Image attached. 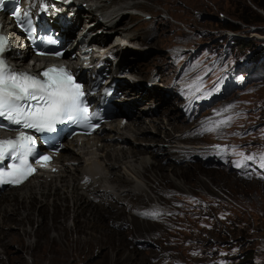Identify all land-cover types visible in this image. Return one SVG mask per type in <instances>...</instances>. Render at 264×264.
<instances>
[{"label": "rangeland", "instance_id": "obj_1", "mask_svg": "<svg viewBox=\"0 0 264 264\" xmlns=\"http://www.w3.org/2000/svg\"><path fill=\"white\" fill-rule=\"evenodd\" d=\"M141 1L145 4L141 6L142 11H137L140 13L139 18L135 17L119 23V25H128L131 30L133 25H138L137 30H145V34L139 35L134 41V45H130L139 46L140 48L130 49L125 53L128 57L127 61H129L125 65L131 63L130 67L125 66V74L135 75L133 76L136 79L134 81H141L142 84H146L149 78L153 82V87L151 81H149L150 84L146 87L147 89H143L148 91L144 94L145 97L130 107L133 112L137 111L139 104L145 103L147 105L148 100L155 95H152V90L158 91L166 88L171 80L173 82V75L176 74L177 68L175 64L168 61L172 60L169 53V49L172 47L184 48L185 50L192 44H203L209 38L224 35L226 32L235 34V42H237L235 51L237 52H251L253 50L256 52L264 46V40L250 36L253 32L264 35L262 34L264 31L259 30L264 29V22L246 24L235 15L236 10L241 9L243 4H252L264 16V9L256 5L253 0ZM146 13L151 14V16L144 17ZM138 19L142 23L141 25ZM227 24L239 25L240 27L235 29L227 26ZM251 25L256 28H251ZM236 58L234 57L233 60H236ZM168 64H171V66ZM242 91L246 92V95L256 106L264 109V84L254 85ZM173 93L174 88H171L167 94L164 93L167 102L162 101V104L157 106L158 110L155 109V116L162 120L160 125L162 132L157 133L152 128L147 130V136H156L157 139L162 140L168 139L167 135L163 133V130L167 128L171 131V134L181 136V139H183L181 142L186 144L211 141L215 133L200 136L196 127L192 125L193 123L183 119L176 107L177 101ZM133 96L135 94L131 98ZM152 101L153 104L158 102V96H153ZM170 115L174 119L170 118ZM145 120L148 121V119ZM172 123H176L173 128ZM262 124L259 126H262ZM139 143L136 141V149L147 145L145 141H142L141 146L138 147ZM159 144L164 145V143ZM195 145L197 144L193 146ZM157 152L158 159L162 164L168 162L166 168L163 169L164 173L176 179V182L179 181L183 184L181 187L176 186L170 182L166 175L161 184L158 185L160 190L157 195L149 191L151 196H157V198L154 197L153 199L150 195L130 197V202L133 204L131 206H134L135 211H138L142 207H149L148 205L151 202H155L159 203L161 207L167 208L172 206L168 204L177 199V192L187 191L199 195L200 203H203V205L199 204L196 207L201 211V215L194 217L187 214L180 219L179 215L163 212L162 216L156 219H145L153 221V223L149 222L143 225L139 221L137 224H134V221L131 223V212L127 207L121 213L123 215L116 214L111 217L113 221L118 220L117 224L121 223V227L125 229L120 234L107 229L105 223H108L109 227L117 226L114 225L115 222L108 219L103 223L105 227L102 230L99 229L98 232L70 230L58 241L54 251H48L47 246L42 247L44 237H42L43 239L37 237L39 240L36 239L33 242L34 244H30L35 249L32 252H26V250L23 252L32 256L34 264H160L167 259H178L189 264H260L261 261L264 262V242H260L263 244L261 245L254 238L249 239L247 242L242 240L245 236L252 238L255 234V236L261 237L260 241H264V183L255 179H242L233 172L209 168L208 164L201 161L190 162L188 165L185 162L179 163L177 162L176 153L161 159L163 153L158 150ZM180 156L182 155L180 154ZM173 161H176L177 166L169 163ZM172 170H175V172L173 171V173ZM9 189L11 190V188H6L4 192ZM181 197L183 198L184 195H181ZM127 198H129V195ZM96 201H98V198H96ZM122 202L123 200L120 199L117 205L121 206ZM1 203L2 200H0V205ZM114 210L117 209H112L111 212ZM45 212L49 214L51 212L50 208H45ZM136 216L139 219H144L137 214ZM181 221L185 224L184 226H181ZM69 222H72L71 216ZM36 224V222L32 224L33 230L36 229ZM138 225L142 226L139 227ZM49 234H52V232H49ZM49 234L46 233L47 238L45 236L47 241L51 239ZM84 236L85 239L87 236V239L92 237L90 244L85 242L84 239L80 240ZM96 237L98 240L101 239V244L98 246L94 241L97 240ZM76 238L78 240L73 243L72 240ZM120 238L126 240V242L110 241L111 239L117 241ZM137 238H142V242L147 244L139 247L136 241ZM105 240H109L107 244ZM18 245L16 242H10L9 249L5 253L19 258L17 253L22 251H12L15 247L19 248ZM67 247H72L71 250L74 251L67 253L65 249ZM5 253H0L2 259L5 257ZM77 255L82 257H76ZM247 255H250V260H246L249 257ZM19 260L17 261L18 264H25L20 258ZM6 264H8L7 261Z\"/></svg>", "mask_w": 264, "mask_h": 264}, {"label": "bare ground", "instance_id": "obj_2", "mask_svg": "<svg viewBox=\"0 0 264 264\" xmlns=\"http://www.w3.org/2000/svg\"><path fill=\"white\" fill-rule=\"evenodd\" d=\"M84 1L86 4L79 6V3L81 4ZM144 4L141 0H72L71 2H62L59 5L63 13H73L70 17L72 23L64 30L67 37L75 40L74 48L77 57L70 59L71 67L77 69L79 73L84 70L86 63H83L84 59L80 58V54L89 55L90 61L93 62L91 70L96 72L104 69L107 64L108 71L117 78L119 88L122 89V93L125 95L122 99L123 106H120L121 113L116 116L117 118L115 117L116 119L105 123L101 131H96L84 138L75 137L68 140L65 148L55 157V163L58 165L57 171H41L33 174L23 183L17 186H9L10 191L0 193V195L3 194L0 197V200H2L0 205V253L8 251L10 242H16L20 247H15L12 251H22L17 253V255L19 254L18 257L25 264H32L34 261L32 256L26 255L23 251L32 252L35 247L30 244H34L33 242L36 239L38 241V238L44 237L42 247L47 246L48 251H54L58 241L70 230L98 232L99 229L102 230L105 227L103 223L108 219L115 222L114 225L117 226L109 227L108 223H105L107 229L120 234L125 229L121 227V223L117 224L118 220L113 221L111 217L116 214L123 215L121 213L127 207L131 212V223L133 221L134 224L141 222L143 225L149 222L153 223V221L139 219L136 216L134 206H131L133 204L130 202V197L151 196L149 191L155 195L159 193L160 188H158V185L167 175L163 169L166 168L168 162L166 164L160 162L157 150L163 153L161 159L173 153H176V157L180 159L179 152L182 150L191 146L195 150L203 146L200 144L187 145L181 142L183 140L181 136L171 134V131L167 128L163 130V133L167 135L168 139L162 140L157 139L156 136H147V130L152 128L157 133L162 132L160 129L162 120L155 116V109L162 104V101L167 102V98L163 94H167L173 88L175 81L172 82L171 80L166 88L158 91L152 90V95L155 94L159 98V101L155 104L152 101L153 96H155L153 95L148 100L149 102L147 101V105L144 102L142 105L139 104L136 112H133L130 108L145 97L144 94L148 91L143 89L150 84L149 81H151L153 87V82L149 78L146 84H142L141 81H134L136 80L133 77L135 75L125 74V66H131V63L125 65L129 62L125 53L130 49L140 48L139 46L130 45H134L136 38L139 35H144L145 30H137L138 25H133L131 30L128 25H119V23L127 19L139 18L140 13L137 11H142L141 6H144ZM2 18L5 29L10 34L16 35L10 23V18ZM139 24H142L140 20ZM250 36L264 40V35L255 32L251 33ZM18 47L14 38H12L5 53L13 64L26 66V62L16 55ZM90 47L92 50L86 51ZM21 49L24 52L26 51L25 47ZM169 50L170 54L177 55L184 48L172 47ZM99 58L102 59L101 62H97ZM168 61L172 63V60ZM168 61L167 63H169ZM168 65L171 66V64ZM132 93L135 94L133 98H131L134 95ZM124 115L127 117V121L122 123L121 119ZM170 118L174 119L171 115ZM145 119H148V121ZM175 124L172 123V128ZM136 141L140 142L138 147L141 146L142 141H145L147 145L136 149ZM159 143H164V145ZM155 147L157 148L154 149ZM175 162L169 163L177 166ZM173 171L175 172V170ZM167 177L176 186H182L183 183L176 182V179L171 178L170 175H167ZM128 195L129 198H127ZM154 197L151 196L153 199ZM96 198H98V201H96ZM120 199L123 202L121 206H118L117 203ZM150 205L156 206L157 204L153 202ZM45 208H50L51 212L46 214ZM112 209L117 210L111 212ZM70 216L72 218L71 223L69 222ZM34 222L37 223L35 230L32 228ZM138 226L141 227L142 225ZM49 232H52V234H49ZM46 233L51 238L48 241L45 240ZM87 237L85 239L84 236L80 240L84 239L85 242L90 244L92 237L90 239H87ZM100 237L102 238V236ZM77 240V238L73 239L72 242L74 243ZM100 240L98 238L94 240L97 246L101 244ZM107 241L109 240H105L106 244ZM110 241L126 242L121 238L117 241L114 239ZM71 248H65L66 252H73L74 250H71ZM5 254L3 259L0 257V264H6V261L8 264H15V262L20 261L17 257L9 256V253ZM76 257L82 256L77 255Z\"/></svg>", "mask_w": 264, "mask_h": 264}, {"label": "clouds", "instance_id": "obj_3", "mask_svg": "<svg viewBox=\"0 0 264 264\" xmlns=\"http://www.w3.org/2000/svg\"><path fill=\"white\" fill-rule=\"evenodd\" d=\"M252 7L256 8L254 5ZM251 28L256 27L251 25ZM235 38L233 32H226L224 35L209 38L203 44H192L189 48L180 52L191 53L192 51L196 52L208 48L209 53L210 51L213 52V58L217 55L222 75L226 73L224 81L228 84L221 88V92L211 96L207 105H200L195 108L192 111L193 114L189 116L181 106L183 97L173 94L177 106L175 102L174 104L183 119L193 123L192 125L196 127L200 136L215 133L211 141L194 143L203 145L201 148L193 150L189 147L182 150L181 153L179 152L182 156L180 159L177 157V162H185L188 165L190 162L201 161L208 164L209 168L233 172L242 179H255L264 183V178H262L264 177V167L261 166L260 160L261 157H264V109L256 106L246 95V92L242 91L254 85L264 84V46L256 52L254 50L251 52H237L235 51V44L237 43ZM234 57H237L236 60H233ZM198 58L202 59V63L211 64L208 53L198 56ZM179 78L178 73L174 74L173 82L176 80L175 82L178 84ZM176 83L173 85L174 91ZM229 117L231 119L225 126L217 128L216 131H205L206 128L214 127L216 122L228 121ZM261 123H263L262 126H259ZM248 156L255 157V159L246 161L245 158ZM238 164L241 166H237ZM176 194L178 197L171 206L172 209L176 210L175 215H179L180 219L187 214L194 217L201 215V211L196 207L199 204L203 205V203H200L199 195L187 191L177 192ZM181 195H184V197L182 198ZM184 225L181 221V226ZM253 238L258 243L264 242L260 241L261 237L255 236V234L252 238L245 236L243 239ZM142 240L137 242L139 247L147 244ZM160 264L189 263L178 259H167Z\"/></svg>", "mask_w": 264, "mask_h": 264}, {"label": "snow or ice", "instance_id": "obj_4", "mask_svg": "<svg viewBox=\"0 0 264 264\" xmlns=\"http://www.w3.org/2000/svg\"><path fill=\"white\" fill-rule=\"evenodd\" d=\"M3 3L4 0H0V6ZM15 15L20 17L19 9L15 11ZM24 16H28V13L24 12ZM5 45L6 38L0 36V53L4 51ZM0 118L6 121L0 123V128L19 132L16 137L0 139V165L5 160L12 161L0 170V184H20L36 171L33 163L43 161V167L50 160L48 156L36 157L34 161L29 159L35 155L34 141L23 129L54 132L58 124L66 122L91 128L94 127L92 120L95 117L89 114L82 86L65 69L50 67L39 76H34L17 73L0 59ZM230 119L216 122L214 127L206 128L205 131H216ZM245 159L254 160L255 157L248 156ZM260 160L264 167V157Z\"/></svg>", "mask_w": 264, "mask_h": 264}, {"label": "trees", "instance_id": "obj_5", "mask_svg": "<svg viewBox=\"0 0 264 264\" xmlns=\"http://www.w3.org/2000/svg\"><path fill=\"white\" fill-rule=\"evenodd\" d=\"M254 3L260 7H262L264 9V0H253ZM235 15L240 18L244 23L246 24H251V23H255V22H259L262 23L264 22V16L258 11L256 10V8L252 7L250 4H243L241 9L236 10ZM227 26L231 27V28H239L240 26H234L232 24H227ZM248 26V25H246ZM249 29V28H246ZM260 31H264V29H259ZM264 34V33H262ZM244 242L248 241L245 239H242ZM249 257L246 258V260H250V255H247ZM251 263V261H249ZM260 264H264V262H260Z\"/></svg>", "mask_w": 264, "mask_h": 264}]
</instances>
